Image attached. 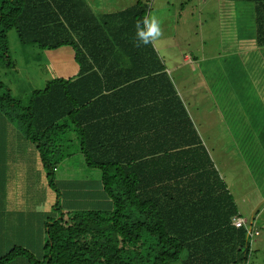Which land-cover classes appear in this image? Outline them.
I'll list each match as a JSON object with an SVG mask.
<instances>
[{"label": "trees", "instance_id": "16d2710c", "mask_svg": "<svg viewBox=\"0 0 264 264\" xmlns=\"http://www.w3.org/2000/svg\"><path fill=\"white\" fill-rule=\"evenodd\" d=\"M84 1L0 0V64L11 61L14 30L25 45L71 48L77 65L73 78L49 81L26 104L0 82V138L32 145L50 190L57 167L79 154L100 175L69 185L83 186L76 200L97 201L98 209L64 213L54 189L60 214L43 223L42 264H252L264 230L251 219L256 202L254 216H247L240 205L252 200L231 195L146 33L147 5L137 0L101 15ZM225 2L251 5L254 32L247 43L263 50L264 0ZM247 43L238 53L248 51ZM225 49L232 54L230 44ZM14 167L2 180L29 183L32 195L40 177ZM238 220L246 222L237 227ZM21 255L39 264L19 246L1 255L0 264Z\"/></svg>", "mask_w": 264, "mask_h": 264}, {"label": "rangeland", "instance_id": "374dc122", "mask_svg": "<svg viewBox=\"0 0 264 264\" xmlns=\"http://www.w3.org/2000/svg\"><path fill=\"white\" fill-rule=\"evenodd\" d=\"M136 1L85 0L83 3L102 15L109 9L112 12L123 10ZM141 1L148 7L146 33L166 66L204 146L225 177L234 199L238 202L252 200L241 204L240 209L243 212L254 210L252 205L264 199V98L259 92L264 90V49L254 46L251 41L247 43L254 32L251 5L225 0ZM154 20L160 34L153 38L149 28ZM242 42L247 43L248 51L238 53ZM229 44L232 54L225 49ZM8 47L11 61L0 64V82L15 100L24 104L33 91L44 89L49 81L73 78L77 73L74 53L69 47L51 52L41 50L31 43L22 44L14 30L8 33ZM254 72L256 76L252 75ZM4 129L7 131L6 125ZM17 143L23 149L33 150L28 142ZM76 149L73 146L70 151ZM34 155L36 165L40 167L38 176L43 178L38 183H31L35 187L33 195L38 197L49 178L40 166L38 155ZM57 170L54 174L56 187L53 188L61 192L59 202L64 213L100 207L97 201L80 204L81 200H76L83 186L79 190L69 187L73 186L74 179L80 184L84 180L100 178L97 170L86 168L80 154L64 161ZM33 176L37 180V176ZM10 184L16 188L17 196ZM10 184L0 191V231H4L0 232V256L13 246H19L31 254L32 260L42 264L43 223L60 214V210L53 209L57 202L56 192L45 188L41 196L45 198L44 204L31 206L25 202L29 183ZM5 196L11 200L6 201ZM48 200L52 202L51 208ZM259 205L262 208V203H258L256 210ZM248 215L254 216L249 212ZM251 219L253 222L258 220L256 216ZM254 249L252 264H264L262 248L254 244ZM26 258L21 255L5 264H28Z\"/></svg>", "mask_w": 264, "mask_h": 264}, {"label": "crops", "instance_id": "0c3cea01", "mask_svg": "<svg viewBox=\"0 0 264 264\" xmlns=\"http://www.w3.org/2000/svg\"><path fill=\"white\" fill-rule=\"evenodd\" d=\"M0 123H2L1 120H0ZM9 139L10 140L8 142V141H4L0 138V191H2L5 187H8V183L10 184L9 180H2V175L5 174L4 177H6L8 175V171H11L10 169H11V167H13V165H15L14 168L21 169V163H22V166H23V168L21 169L22 172H24V173L29 172L33 175L36 174V176L40 175V167H38L36 165L35 155H34V153H32L33 151L31 149L27 150L26 148L23 149V148L19 147L17 141L15 140V137L14 138L10 137ZM10 155L15 156V157L12 156L13 158L10 159L11 162H9V160L6 158V156H10ZM4 169H5V171L2 172V170H4ZM57 172H58V170L56 171V173ZM41 179H43V178L40 177L39 180H41ZM68 179H69V177H68ZM60 182H61V178H59L58 183H60ZM73 183H78V182L76 181V179H74ZM80 183H83V181H81ZM10 186L13 187L11 184H10ZM13 188L15 189V193H16V188L15 187H13ZM45 188L48 191H50L48 183H46ZM45 188L38 195V197H34L33 193H32V195H29L30 192L28 191L26 193L27 199L25 202L29 205L31 204V206L33 204H35V205L44 204L45 198L41 197V196H42L43 192L45 191ZM256 191L257 190H255L254 192H256ZM13 193H14V191H13ZM15 193H14V195H15ZM15 196H17V193ZM1 197H2V194L0 195V198ZM5 200L6 201L11 200V197L5 196ZM258 203L259 204L262 203V208L259 205V209L257 210V214H255L256 218L258 219L257 220L258 222L256 223V225H257V227L260 226V227L264 228V199L257 201L256 207H257ZM51 205H52V202L50 200H48L49 208H51ZM30 209H32V208H30ZM250 213H253V212L250 211ZM0 230H1V226H0ZM0 232L4 233L3 230ZM256 244L258 247H261L263 252H264V235H262V233H261V236L258 238Z\"/></svg>", "mask_w": 264, "mask_h": 264}, {"label": "clouds", "instance_id": "9594fccd", "mask_svg": "<svg viewBox=\"0 0 264 264\" xmlns=\"http://www.w3.org/2000/svg\"><path fill=\"white\" fill-rule=\"evenodd\" d=\"M150 33L152 34V37L158 36L160 34L158 23L154 20L153 23L150 25ZM140 31L138 32V35H140ZM242 223L244 220H241ZM244 224V223H243Z\"/></svg>", "mask_w": 264, "mask_h": 264}, {"label": "built area", "instance_id": "2783aa9c", "mask_svg": "<svg viewBox=\"0 0 264 264\" xmlns=\"http://www.w3.org/2000/svg\"><path fill=\"white\" fill-rule=\"evenodd\" d=\"M234 224H235V226L238 227V226H241L243 223L241 220H238V221L234 222Z\"/></svg>", "mask_w": 264, "mask_h": 264}]
</instances>
